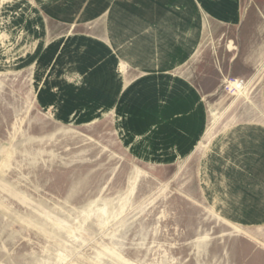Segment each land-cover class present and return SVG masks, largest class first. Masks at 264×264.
<instances>
[{
	"label": "rangeland",
	"instance_id": "rangeland-1",
	"mask_svg": "<svg viewBox=\"0 0 264 264\" xmlns=\"http://www.w3.org/2000/svg\"><path fill=\"white\" fill-rule=\"evenodd\" d=\"M236 2L0 0V264H264V0Z\"/></svg>",
	"mask_w": 264,
	"mask_h": 264
},
{
	"label": "crops",
	"instance_id": "crops-1",
	"mask_svg": "<svg viewBox=\"0 0 264 264\" xmlns=\"http://www.w3.org/2000/svg\"><path fill=\"white\" fill-rule=\"evenodd\" d=\"M193 1L199 7L201 13H205L209 19L232 21L233 19L236 18V16L239 17L240 14L239 9L238 8L236 9L237 0H193ZM152 18H155L154 15L152 16ZM96 42L98 43H94L95 48H98L100 51L105 53L106 58L109 59L110 64L111 63L116 64L117 61H120V63H124L121 61L122 59L130 63L133 62L132 60L127 59L128 58L127 54L122 55L121 51L116 46L112 45V41H111V45L109 43V40H107V42L100 40ZM73 44H75V41L73 42ZM162 50H164V48ZM117 56L121 57L120 58L121 60L117 58ZM174 62L175 61H171L167 65L162 66V69H173L175 67L173 64ZM129 84L125 85L124 80H122L119 92L120 91L124 92ZM181 85H183V83L181 81L180 82L178 81L175 89L178 90L179 88H181ZM87 90L88 89H85L83 90V92H86ZM126 91L130 92L129 89ZM186 94L187 96H185V98L183 95H181V97L179 98L177 97V99L171 101V105L168 107V111L170 112L171 116L167 118L165 114L164 115L165 118L162 119L163 121L161 123V129L162 128L166 129V127H169L175 131L177 140L179 141L176 147L178 148V152L181 154L183 153L184 147H187V149L193 147L194 143H196V141H198L200 137H203V133L205 132L206 129L205 111L203 110L201 104L198 102L194 94L192 93L190 94V91L189 93ZM262 103L264 110L263 85H262ZM163 110L161 112H163ZM124 111L125 109H123V112ZM129 111L130 110L127 109L126 113ZM244 124L245 125L256 124V125L264 126V122H253V123H244ZM127 126L130 127L131 123H127ZM161 129L159 131H161ZM200 142L198 143V145L200 144Z\"/></svg>",
	"mask_w": 264,
	"mask_h": 264
}]
</instances>
